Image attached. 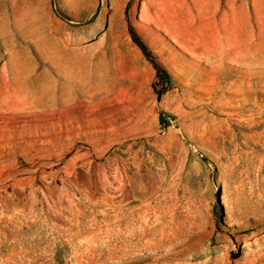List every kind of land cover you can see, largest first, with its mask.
<instances>
[{"label": "rangeland", "instance_id": "rangeland-1", "mask_svg": "<svg viewBox=\"0 0 264 264\" xmlns=\"http://www.w3.org/2000/svg\"><path fill=\"white\" fill-rule=\"evenodd\" d=\"M0 264H264V0H0Z\"/></svg>", "mask_w": 264, "mask_h": 264}, {"label": "trees", "instance_id": "trees-1", "mask_svg": "<svg viewBox=\"0 0 264 264\" xmlns=\"http://www.w3.org/2000/svg\"><path fill=\"white\" fill-rule=\"evenodd\" d=\"M129 6L130 3L127 9H129ZM128 29L132 40L141 49L146 59L153 65L156 71L155 80L153 82V89L160 97L172 88L171 74L167 70V68L159 61L157 54L148 46L144 39L139 35L136 28L132 24H129ZM172 117V114L162 112L159 116L160 123L166 126L170 123Z\"/></svg>", "mask_w": 264, "mask_h": 264}]
</instances>
